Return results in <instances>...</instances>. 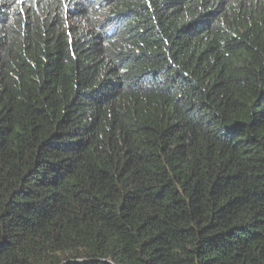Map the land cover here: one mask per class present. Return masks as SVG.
<instances>
[{"label":"trees","instance_id":"16d2710c","mask_svg":"<svg viewBox=\"0 0 264 264\" xmlns=\"http://www.w3.org/2000/svg\"><path fill=\"white\" fill-rule=\"evenodd\" d=\"M61 263L264 264V0H0V264Z\"/></svg>","mask_w":264,"mask_h":264},{"label":"water","instance_id":"95a60500","mask_svg":"<svg viewBox=\"0 0 264 264\" xmlns=\"http://www.w3.org/2000/svg\"><path fill=\"white\" fill-rule=\"evenodd\" d=\"M68 262L69 261H73V262H81V261H87V260H85V259H69V260H67ZM66 261V262H67ZM62 264V263H61Z\"/></svg>","mask_w":264,"mask_h":264}]
</instances>
